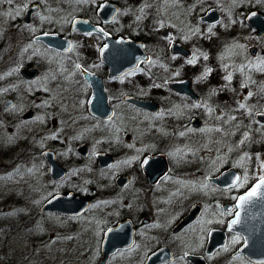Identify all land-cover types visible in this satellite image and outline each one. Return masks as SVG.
<instances>
[{"label":"flooded vegetation","instance_id":"af4514ba","mask_svg":"<svg viewBox=\"0 0 264 264\" xmlns=\"http://www.w3.org/2000/svg\"><path fill=\"white\" fill-rule=\"evenodd\" d=\"M21 12L10 44L22 66L9 59L0 84V179H12L0 245L40 244L51 220L71 235L87 215L97 264H264V185L248 196L264 177V0H31ZM46 33L67 47L35 39ZM186 79L194 97L170 88ZM20 81L33 88L17 110ZM56 195L86 208L41 212Z\"/></svg>","mask_w":264,"mask_h":264},{"label":"rangeland","instance_id":"374dc122","mask_svg":"<svg viewBox=\"0 0 264 264\" xmlns=\"http://www.w3.org/2000/svg\"><path fill=\"white\" fill-rule=\"evenodd\" d=\"M29 1L31 0H12V3H8V0H2L0 2V42L6 40V45L10 49L12 48L10 43L13 41L10 33L14 29L10 22L20 18L22 6ZM10 49L11 53L12 49ZM17 85L13 84L12 86L16 87L17 103L15 106L18 110L22 107L26 108L28 105L24 89L33 87H24L21 81ZM5 92L6 87L0 86V101ZM11 181L12 179H0V199L6 194V189L11 185ZM90 223L87 215L82 219L78 218L75 222V229L70 235L68 230H61L56 221L46 222L40 228L46 233L45 238H41L40 244H35V241L21 237H15L12 240L7 239L4 241L5 245H0V264H6L5 257L1 252L5 249L14 254V262L29 254L26 264H97L99 254L96 247V236L100 224H91V226ZM33 251L35 252L34 255L31 254ZM112 261L118 262L119 258L112 259Z\"/></svg>","mask_w":264,"mask_h":264},{"label":"water","instance_id":"95a60500","mask_svg":"<svg viewBox=\"0 0 264 264\" xmlns=\"http://www.w3.org/2000/svg\"><path fill=\"white\" fill-rule=\"evenodd\" d=\"M36 9H37V5L36 4L32 5L29 8L27 7L26 10H24L25 19L28 20V16L33 11H35ZM35 39L40 40L41 43H44L46 46H49V47L54 48V49L64 50L65 47H67V45H68V41L62 40L58 36L52 35L51 33H46V34H43V35L39 34V35H37L35 37ZM120 41L122 42L123 46L125 47L124 49L126 50V52L131 53V51H133V50H134V52H137L135 57H139L140 54L143 52L142 49L140 48L141 44H136L134 42L127 41V40H124V39H121ZM20 72H21L20 74L23 75V76H27V75H30V73H33V72L29 71V70L20 71ZM183 82L186 85L184 90H182L181 88L178 87ZM183 82L174 81L172 84H170V88L178 90V92H181V93H187L190 97H194L195 95H193V93L191 92V89L189 87L188 79L184 80ZM133 101L135 103H137L138 106H141V107H143V106L147 107V108H149V107L153 108V106L156 107L155 103L152 104L150 102H147L146 100H143V101L133 100ZM10 104H11V100H8V101H6L3 104V107H7ZM256 119L259 120V121H262V123H264V114L257 113L256 114ZM192 122L196 124L198 121L197 120H193ZM257 185H260V181L257 182L252 187L257 188ZM65 198H67V199L64 202ZM70 199H71V201H70ZM86 205H87V202L79 199V197H75V198L72 197L71 198L68 195H66L65 197H58V195H56V196L53 197V199H51L50 201H47L44 204V207H42L41 212H43L45 210H49V211H52V212L56 211V212H59L60 214H64V215L65 214L76 215L78 213L83 212L85 210V208H86ZM104 246H105V244H103V246H101L102 247V252H103V256H102L103 258H105L104 256H106V250H105ZM153 258L154 257H151L148 260L147 264H152Z\"/></svg>","mask_w":264,"mask_h":264},{"label":"trees","instance_id":"16d2710c","mask_svg":"<svg viewBox=\"0 0 264 264\" xmlns=\"http://www.w3.org/2000/svg\"><path fill=\"white\" fill-rule=\"evenodd\" d=\"M6 44H7L6 40H4V41L2 40L0 42V84L1 85L6 82V80H5L6 76H3V74L6 73V67L8 66L7 63L9 62V59H14L17 56L16 58H18V59L15 61L16 63H13V65H15L16 67H17V65L22 66V64H21L22 63L21 62L22 61V59H21L22 58V54H21L22 51L20 52L17 50L16 54L13 55L11 53L14 49L11 48L12 51L10 53V51H9L10 48ZM11 47H13V46H11Z\"/></svg>","mask_w":264,"mask_h":264},{"label":"snow or ice","instance_id":"6c2138e0","mask_svg":"<svg viewBox=\"0 0 264 264\" xmlns=\"http://www.w3.org/2000/svg\"><path fill=\"white\" fill-rule=\"evenodd\" d=\"M0 2H2V0H0ZM8 3H12V0H8ZM194 62H195L194 60H190V61H188V63H194ZM77 67H79V65H77ZM226 79H229V80H230L231 77H230V76H229V77H226ZM251 95H252V93H249V96H251ZM240 107H241V108H244V105L241 104ZM238 179H239V178L237 177V180H238ZM260 185H264V177L261 178V180H260ZM260 185H257V188H258ZM257 188H253L252 191L248 193V196H249V197L253 196V195L256 193Z\"/></svg>","mask_w":264,"mask_h":264}]
</instances>
